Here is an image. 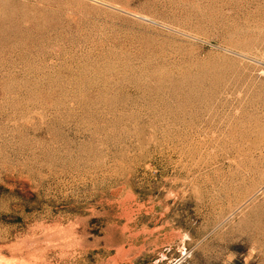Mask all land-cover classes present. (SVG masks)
I'll return each instance as SVG.
<instances>
[{
    "label": "rangeland",
    "instance_id": "1",
    "mask_svg": "<svg viewBox=\"0 0 264 264\" xmlns=\"http://www.w3.org/2000/svg\"><path fill=\"white\" fill-rule=\"evenodd\" d=\"M0 264H264V0H0Z\"/></svg>",
    "mask_w": 264,
    "mask_h": 264
}]
</instances>
